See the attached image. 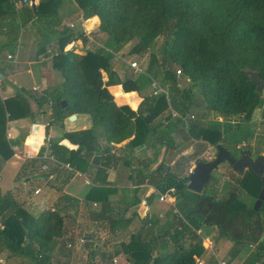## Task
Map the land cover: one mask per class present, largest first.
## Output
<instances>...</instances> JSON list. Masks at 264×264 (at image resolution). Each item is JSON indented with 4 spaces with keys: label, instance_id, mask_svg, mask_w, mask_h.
I'll return each instance as SVG.
<instances>
[{
    "label": "trees",
    "instance_id": "obj_1",
    "mask_svg": "<svg viewBox=\"0 0 264 264\" xmlns=\"http://www.w3.org/2000/svg\"><path fill=\"white\" fill-rule=\"evenodd\" d=\"M65 1L40 0L37 11L31 8L34 18L49 20L53 25L56 41L53 49L58 51L54 65L63 79L51 92L58 119L85 114L94 125L92 130L63 135V140L79 147L76 151L53 144V156L60 163L84 172L80 165L85 166L94 156L102 155L100 159L95 157L93 163L104 160L101 159L104 153L97 145V129L110 143L119 144L134 136L133 142L144 146L157 134L153 118L169 107L183 117L204 107L208 113L221 117L242 116L245 123H251L255 110L264 107V100L249 76V72H256L264 81V0H70L83 12L85 20L98 17L100 32L107 35L103 49L84 56L66 48L74 39L87 40L86 33L58 29L63 22L60 11ZM17 16L14 0H0V27L10 26L15 32L19 26ZM160 37L164 40L158 49L159 55L153 53L146 73L121 81L113 70L115 55L135 39L139 43L133 52H141ZM155 66L159 69L155 70ZM178 70L190 83L184 89L179 88ZM155 72L163 75L158 97L144 94L160 74ZM103 74L108 75L107 82ZM113 85L145 99L138 112L115 103L109 92ZM64 100L69 103L66 108L62 106ZM148 111L151 116H146ZM173 126L178 131L181 121L176 120ZM220 126L211 124L205 128L196 120L187 131L188 136L185 129L181 128L180 132L187 141L190 136L215 143L216 137L210 134H221ZM246 140L245 137L236 148ZM166 141L171 138L166 137ZM0 155L5 161L14 156L3 140H0ZM164 170L161 165L157 171ZM242 175L238 187L245 189L255 177L263 188L264 176H255L247 170ZM170 188L175 190L176 208L184 219L173 237L174 250L155 258L153 241L144 242L135 236L122 248L130 264H196L195 251L187 250L179 238L191 232L194 235L191 239L197 240L196 231L204 226L217 228L236 247L255 246L253 264L260 260L264 264V201L259 211L253 206L238 208V191L233 190L227 199L219 201L205 192L190 191L188 177L176 180ZM0 220L5 225V230H0V238L8 242L11 252L33 257L38 264H51L50 254L64 230V218L59 212L49 211L34 218L12 196H0ZM27 239L30 243L23 247Z\"/></svg>",
    "mask_w": 264,
    "mask_h": 264
},
{
    "label": "crops",
    "instance_id": "obj_2",
    "mask_svg": "<svg viewBox=\"0 0 264 264\" xmlns=\"http://www.w3.org/2000/svg\"><path fill=\"white\" fill-rule=\"evenodd\" d=\"M24 2L14 0L18 13L16 22L22 28L19 36L17 29L14 32L10 26L0 27V140L6 141L14 152L9 161L0 155V196H12L28 214V209H37L40 216L50 208L61 214L64 230L54 244L53 264H130L122 248L135 236L144 242L153 241L155 258L164 255L163 251L168 248L172 252L170 242L181 225V219H177L180 215L176 202H171L174 196L170 191L174 188L170 187L176 180L189 177L201 156L195 160L186 159L184 150L194 155L197 148L190 141L181 142L178 134L182 127L176 131L173 126L176 120L172 117L175 111L169 107L153 118L157 134L144 146L134 143V136L119 144L110 143L97 129V145L104 153L101 158L104 160L93 163L95 157H102L94 156L85 166L80 165L84 172L57 159L55 162L42 160L48 135L52 136L50 154L53 156L54 143L74 151L79 148L63 140V135L92 130L94 125L91 117L85 114L74 115L75 121L70 120L73 116L62 121L58 119L56 105L51 99L52 89L63 82L61 71L54 65V55H58L57 49H53L56 41L51 34L42 33L47 21L34 18L32 9ZM35 3L38 7L40 0ZM64 4L68 6L63 11L67 23L63 22L61 26L66 24L70 28L73 25L71 29L83 35L89 28L97 29L92 33L95 44L84 38L74 39L66 51L74 50L80 56L95 52V45H99L94 39L97 37L95 32L100 30L99 18L85 20L83 12L77 10L74 3L66 0ZM93 20L97 23L89 25ZM12 45L15 50L7 52ZM116 74L123 79L122 73ZM104 81L107 82L108 78ZM109 92L119 107H129L134 112H138L145 100L136 92L126 93L120 85L109 87ZM146 116H151L149 111ZM168 136L171 141H166ZM29 140L33 141L31 145L27 143ZM193 140L199 145L206 144L208 150L212 147L210 142ZM161 165L165 168L163 173L157 171ZM44 166H48V171ZM220 170L226 175L225 184L221 190H216L217 182L211 185L217 199L227 188V197L233 190L238 191V183L243 177L227 163ZM159 186L165 189L161 190ZM37 190H40L38 195ZM163 195H168L165 202L160 201ZM85 214L89 215L91 228L78 224L79 216ZM77 215V221H74L73 217ZM0 223L5 230L1 220ZM209 229L196 231L197 240L191 239L194 235L188 241L180 240L187 250L195 251L201 245L207 251L203 257L195 256L197 261L247 264L250 255L255 254V246L239 249L227 235L222 236L216 228ZM81 237L85 239L82 246ZM206 244L209 248H205ZM0 247V259L5 264H34L35 258L11 252L4 238H0Z\"/></svg>",
    "mask_w": 264,
    "mask_h": 264
},
{
    "label": "rangeland",
    "instance_id": "obj_3",
    "mask_svg": "<svg viewBox=\"0 0 264 264\" xmlns=\"http://www.w3.org/2000/svg\"><path fill=\"white\" fill-rule=\"evenodd\" d=\"M21 5H24V3H22ZM21 5H18V6H21ZM65 7L66 8L68 7L67 4L64 5L62 10L60 11V16L62 17V21L64 23H67V18H66L67 16H65L63 14ZM46 21H47L48 25L43 26V29H42L43 32L42 33L44 35H46V34L50 35L51 34L53 36V25L51 26V24H50L51 21H49V20H46ZM98 26H99V24H98ZM64 28L69 29V27H67L66 24H63V26H61V29H64ZM16 29H17V35L19 36L20 29L22 30V28L17 27ZM75 30L76 29H74V31ZM96 30H94V28L88 29V31L85 34L88 41L94 43L92 40V36H94V35L92 33ZM96 35H97V37H95L94 39L96 40V42L99 43V45L98 44L95 45V47H96V48H94L95 52L100 50V49H103L105 47V43L107 41V35L101 33L100 30L95 32V36ZM163 40L164 39L162 37L157 38L155 43L152 46H149L145 49H142L141 52H133L134 47L139 43L135 39L131 43L126 45L118 54H116L113 61H112V65H113V70L115 71V73L119 72V73H122L124 75L123 79L121 81H125L129 77L137 78L139 74L146 73V71L148 70L149 65L153 59V56H152L153 53H156V54L158 53V55H159L158 49L161 46V44L163 43ZM14 46L15 45L10 46V48L7 52H13L15 50L13 48ZM133 63L137 64L136 68H132L130 66ZM155 68H156V66H155ZM158 69L159 68H156L155 70H158ZM155 73L157 74L160 72H155ZM152 75L154 76V73H152ZM103 76H104V79L108 78L107 74H104ZM162 78H163V75L161 73L157 74V77L155 78V82L159 86L160 85L162 86ZM178 82H179V88L180 89H184L190 85L188 79L182 75L179 76ZM145 94L146 95H153V88H151L150 90L145 92ZM261 96L264 100V93L261 94ZM156 97H158V96H156ZM192 114L197 117V121H199V120L201 121L202 127L208 128L211 126V124H220V125H222V126H220V130H222L223 132L221 134H219L218 136L216 134H215L216 136L214 134H210L212 137H216L217 141L215 143H211L212 147L209 150H208L206 144H200L199 145V144L195 143L193 138H191L189 136V139L191 142L190 144H193L197 148V152L194 155H191V154L187 153L188 150H184V155H185L186 159L188 157H191L192 160H193V158L195 160L197 156H201L199 159L203 158V161H207L206 159L211 158L212 156H214L215 153L217 155L216 147L218 145H224V147L228 148L229 151L232 153V155L236 158H239L244 151L250 152L252 158H254V159L261 156V155H264V107H259V108H257V110H255V113H254V116H253L251 123H245L242 116H234V117H229V118L227 117L226 118V117H221L215 113H208L207 111H205L204 107L197 109ZM239 129H241V130H239ZM180 130H181V128H180ZM189 134L190 133L185 131V135L188 136ZM178 136H179L181 142L183 143V140H184L183 132H180L178 134ZM245 137L247 140L245 141V143H242L239 146H237V148H238L237 149L236 144L243 141V139ZM191 139L193 141H191ZM209 153H210V155H208ZM209 156H211V157H209ZM205 157H206V159H205ZM220 167L212 173L213 180L205 188L204 192L206 194L214 196V190L215 189L211 185L215 184L216 182H217L215 184V188H217L216 190H221L222 186L225 184L226 175L223 173V171L220 170ZM227 190H229V189L227 188V189H225L226 192H224L223 194H219V196H218L219 201H223V200L228 198L227 197V195H228ZM261 191H262V188L260 185V181L258 179H256L255 177H252L245 189L238 187L237 207L238 208H242L241 206L248 207V208L252 207V206L255 207L256 202H257L256 198L260 196ZM171 196H173V194ZM214 197H216V196H214ZM173 198H174V200H172L171 202L175 203L177 201V198L176 197H173ZM218 199L216 198V200H218ZM28 210L30 213L29 215H31L34 218H37L38 215L41 213L37 209L36 210L35 209H28ZM51 210H52L51 208L49 210H44L43 213L49 212ZM177 214L180 215V217L178 216L177 219L178 220L181 219V221H182V214L178 211H177ZM77 218H78V215H77V217H73L74 221H77ZM78 221H79L78 224L88 225L87 228H91L93 226L91 221L89 220V215H87V214H85L84 216H82V215L79 216ZM189 228H191V227H189ZM209 228H215V227H207V226L202 227V229H208V231L210 230ZM217 231L220 233V231L218 229H217ZM172 233H174V232H172ZM184 235L185 236L183 238H179V242L181 239H185L186 241H188L190 239L189 237L191 236V232L189 234L186 233ZM221 235L224 236V234H222V233H221ZM81 238H83V237H81ZM172 239H173V237H172ZM29 243H30V240L27 239L23 243V247L24 246L26 247ZM163 243L164 242H161V244H163ZM34 245L38 249V245H36V243ZM170 245H172V249L174 250L173 240L170 242ZM241 247H245V246L241 245V246H239V249ZM205 248H209V244H206ZM167 252L168 253L170 252L169 248L167 250L163 251V253H167ZM206 252L202 248V246L200 245V246H198L197 250H195L194 253L198 257H203L204 253H206ZM0 254H1V247H0ZM37 256L39 257V259L42 258L41 255L37 254ZM255 257L256 256L254 254H251L250 259H249L247 264H250L251 261H254ZM21 258H23V255L21 256ZM50 258H51L50 262H51V264H53V251L50 254ZM34 264H38V262L36 260H34Z\"/></svg>",
    "mask_w": 264,
    "mask_h": 264
},
{
    "label": "water",
    "instance_id": "obj_4",
    "mask_svg": "<svg viewBox=\"0 0 264 264\" xmlns=\"http://www.w3.org/2000/svg\"><path fill=\"white\" fill-rule=\"evenodd\" d=\"M32 9L37 11V5L35 0L32 1ZM250 80L252 83L256 84L257 92L259 94L264 93V81L259 78L258 73L249 72ZM1 77V76H0ZM63 108L68 106V101L64 100L62 102ZM76 117L70 118L71 121H75ZM217 155L215 159L211 161L198 160L195 162V167L191 171L188 177V188L197 194H202L205 187L212 181V173L217 170L224 163H228L232 169L238 173L242 174L246 170L250 171L252 174L258 177L264 176V155L257 158H252L248 151H244L239 158H236L232 153L221 145L216 147ZM264 201V186L260 193V196L256 202L254 209L259 211Z\"/></svg>",
    "mask_w": 264,
    "mask_h": 264
},
{
    "label": "built area",
    "instance_id": "obj_5",
    "mask_svg": "<svg viewBox=\"0 0 264 264\" xmlns=\"http://www.w3.org/2000/svg\"><path fill=\"white\" fill-rule=\"evenodd\" d=\"M24 3L27 4L30 8H32V5H33V2L32 1L25 0ZM71 27H73V25ZM9 58L11 59V57H9ZM130 66L132 68H136L137 67V64L136 63H133ZM177 74L180 76L182 74V72L180 70H178L177 71ZM152 86H153L152 88L154 90V95L157 96L161 92V87L155 81H154V83H153ZM172 117L175 120H180L181 121V127L183 129H185L186 131H188L190 129V126L192 125V123L197 120V117L195 115H193V114H188L187 116H184L183 117V116H181V115H179V114H177L175 112H172ZM51 140H52V136L51 135H48L47 138H46L47 144L45 146L46 152L43 153V156H42L43 159L42 160L55 162L56 161L55 158L50 154V150H51ZM208 155H210V153ZM215 156H216V153L212 157L209 156L211 158L206 159V157H205V159L207 161H211V160H213L215 158ZM199 160H202L203 161V158L202 159H199ZM43 168L45 169V171H48V166H44ZM35 193H36V195L40 194V190H37ZM174 193H175V190L174 189L170 191V194L171 195L174 194ZM167 198H168V195H163V196H161L160 201L161 202H165L167 200ZM0 229L1 230H4V228H3V226H2L1 223H0ZM80 244H81V246L82 245H85V239L84 238L80 240ZM0 264H5V262L2 259H0ZM196 264H205V263L202 262V261H197ZM218 264H229V263H227L226 261H220Z\"/></svg>",
    "mask_w": 264,
    "mask_h": 264
},
{
    "label": "clouds",
    "instance_id": "obj_6",
    "mask_svg": "<svg viewBox=\"0 0 264 264\" xmlns=\"http://www.w3.org/2000/svg\"><path fill=\"white\" fill-rule=\"evenodd\" d=\"M94 23H96L95 20L90 21V22H89V25L94 24ZM27 143H28L29 145H31V144L33 143V141H32V140H29V141H27Z\"/></svg>",
    "mask_w": 264,
    "mask_h": 264
},
{
    "label": "flooded vegetation",
    "instance_id": "obj_7",
    "mask_svg": "<svg viewBox=\"0 0 264 264\" xmlns=\"http://www.w3.org/2000/svg\"><path fill=\"white\" fill-rule=\"evenodd\" d=\"M261 178H263V177H261Z\"/></svg>",
    "mask_w": 264,
    "mask_h": 264
}]
</instances>
